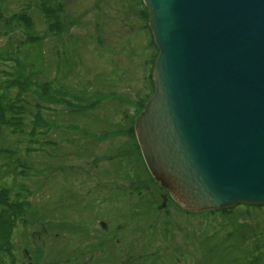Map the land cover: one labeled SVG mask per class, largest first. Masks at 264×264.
Segmentation results:
<instances>
[{"label": "rangeland", "instance_id": "obj_1", "mask_svg": "<svg viewBox=\"0 0 264 264\" xmlns=\"http://www.w3.org/2000/svg\"><path fill=\"white\" fill-rule=\"evenodd\" d=\"M59 1L63 36L40 0H0V53L13 57L0 60V81L21 78L19 61L35 72L22 124L0 130V191L24 213L16 264H264L263 205L189 211L122 150L125 127L156 93L144 0ZM21 17L41 47H28Z\"/></svg>", "mask_w": 264, "mask_h": 264}, {"label": "water", "instance_id": "obj_2", "mask_svg": "<svg viewBox=\"0 0 264 264\" xmlns=\"http://www.w3.org/2000/svg\"><path fill=\"white\" fill-rule=\"evenodd\" d=\"M144 2L159 49L135 125L149 171L189 211L264 205V0Z\"/></svg>", "mask_w": 264, "mask_h": 264}, {"label": "trees", "instance_id": "obj_3", "mask_svg": "<svg viewBox=\"0 0 264 264\" xmlns=\"http://www.w3.org/2000/svg\"><path fill=\"white\" fill-rule=\"evenodd\" d=\"M41 1V8L43 12L46 15V19L49 23V29L55 31V34L57 36H63L64 29H61V20H60V13L64 9L62 7V3L59 0H40ZM23 22L25 25L26 30L28 31L27 34V40L25 41L28 47H35L42 46V38H39L37 33L34 30L33 23L30 22V20L26 19L25 17H21L19 19ZM20 52V50L18 51ZM11 60L13 57L9 54H1L0 53V60ZM17 60V59H16ZM15 61V60H14ZM19 61V60H17ZM20 63V64H19ZM17 62V65H19V68H21L22 74H20L21 78H16L14 81H9L8 84L3 85L0 81V130L4 128L5 126L11 128L15 127L18 122L22 124V118L24 117L23 114L26 113L25 105H19V100L25 101V98H22L24 95V92L28 91V87L26 86L28 83H31L34 77V73L31 74L27 73L25 74L22 69H26V65L22 64L21 61ZM31 64L35 66L34 62L32 61ZM31 81V82H30ZM17 88L19 91H17V94L15 97L9 96L8 92H10V89ZM60 95L61 92H58ZM16 103H18L16 105ZM53 103V100L51 101ZM18 105L22 106V110H18ZM40 107V106H39ZM145 108L144 102H141L139 105V112L142 111ZM84 109H74L73 113H81L83 114L85 111ZM40 119V113L38 115ZM134 124V122H133ZM133 124L129 125V136H134V127ZM37 126V125H36ZM34 125V129L35 127ZM124 129V128H123ZM123 131V130H120ZM126 128L125 133L127 134ZM1 133V132H0ZM19 164V163H18ZM3 189L0 191V264H16V258L14 255L16 245L14 244V238H15V230L20 224V221L23 220L22 215L24 213H20L16 210V208L13 207V205L8 201L11 197V189L7 187H2ZM14 202H20L15 199H12ZM12 201V202H13ZM13 202V203H14ZM26 202V201H25ZM25 202H21V204L25 205ZM238 205H245L244 203H239ZM251 206H259L261 205H253ZM248 205V206H250ZM264 206V205H263ZM227 212V210H223ZM24 212V211H23ZM249 235V234H248ZM247 237V234H246Z\"/></svg>", "mask_w": 264, "mask_h": 264}, {"label": "flooded vegetation", "instance_id": "obj_4", "mask_svg": "<svg viewBox=\"0 0 264 264\" xmlns=\"http://www.w3.org/2000/svg\"><path fill=\"white\" fill-rule=\"evenodd\" d=\"M141 114V113H140ZM140 114H138L139 116H137V118L134 120V124L133 123H131V124H133V127H134V136H129L128 135V132H129V125L130 124H128L127 125V134H125V137L127 138V139H125L124 140V143H123V145L121 146L122 147V150H124V146L125 145H128L129 147H128V150H129V152L131 153V157L133 158L135 155V160H137L136 161V164L135 165H137V164H141V165H143L144 166V168H145V170L146 171H148V175L150 174V172L151 171H149V169H148V165H147V163H146V160H144V157H143V153H142V149H140V145H139V140H138V138H137V135H136V127H135V125H136V122H137V119L140 117ZM126 128V127H125ZM132 146H135L134 148L132 147ZM127 148V147H126ZM139 162V163H138ZM117 170V168H114L113 169V171L112 172H114V171H116ZM145 180H142V182L140 183V184H138L139 186H144V184H145V182H144ZM130 187H131V189H132V191H133V187H134V185L133 184H131L130 185ZM144 196L145 195H142V198L140 197L139 199H140V201H141V203H145V204H147L148 203V201H145L144 200ZM164 196V195H163ZM164 205V204H163ZM165 207L167 206V205H164ZM146 256V255H145ZM144 257V256H143ZM140 258H142V254L140 253V255H139V260H140ZM138 260V261H139ZM139 263H140V261H139Z\"/></svg>", "mask_w": 264, "mask_h": 264}]
</instances>
